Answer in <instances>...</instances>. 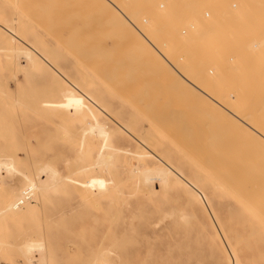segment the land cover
Returning <instances> with one entry per match:
<instances>
[{
    "label": "rangeland",
    "instance_id": "rangeland-1",
    "mask_svg": "<svg viewBox=\"0 0 264 264\" xmlns=\"http://www.w3.org/2000/svg\"><path fill=\"white\" fill-rule=\"evenodd\" d=\"M81 1L0 0V145L9 152L15 150L21 168L30 169L36 163L35 181L49 183L71 175L81 181L101 178L107 180L110 190L103 195L100 191L82 194L59 183L49 188L42 204L34 203L29 213L0 221V264H26L17 249L26 238L45 242V249L53 252L46 264H264V142L248 143L242 129L212 116L205 107L210 102L203 96L189 86L177 89L170 83L171 78L180 81L175 76L179 72L201 90L211 95L213 91V97L222 103L237 101L243 116L261 105L264 72L252 69L262 63L256 59L243 63L250 70L239 79L246 83L229 84L224 71L233 65V53L216 52L208 46L214 40H225L220 36L224 32L217 29L213 35H204L201 29L191 28L204 23L206 31H212L213 11L209 20H203L200 10L230 9L229 16H233L247 0H178L183 12L196 7L200 20L198 24L193 15V19L164 23L176 25L174 37H190L181 40V45L179 40L174 43L171 61L175 69L170 68L169 75L105 25V19L117 11L113 5L104 16L88 1ZM173 2L177 0H154L153 7L162 14L172 9ZM233 3L236 9H231ZM114 5L128 17L124 8ZM263 5L262 1L256 8L264 10ZM162 6H166L164 10ZM143 15L149 17L142 13L129 26L131 32L147 37L142 28L150 20L143 22ZM188 25L191 32L187 29L183 35L181 28ZM35 41L50 47L51 52L54 49L66 69L83 68L80 74L91 79L80 78L81 86L99 89L103 94L99 99L114 119L135 123L149 136L152 147L147 146L146 152L159 150L168 159L150 164L136 158L130 161L140 152L131 141L125 145L129 154L114 156V161L127 158V164L116 165L113 183H108L112 174L104 173L102 165L83 174L69 173L73 165L71 170L66 165L72 160L76 164L78 157L71 150L80 137L84 136L87 146L80 162L92 155L90 145L102 138L87 132L94 116L84 108V101L70 100L53 82L49 70L18 58L10 63L5 57L36 58L39 52H18L16 48ZM17 64L19 69L14 68ZM216 66L220 68L217 72ZM214 73L225 76L222 82L210 85L208 79ZM133 164L142 172L137 185L136 175L130 172ZM0 176L3 201L10 198L9 183L14 182L7 180L5 172ZM249 186L255 187L254 193L247 192ZM236 194H240L238 198ZM248 195H253V202L249 199L253 210L239 205Z\"/></svg>",
    "mask_w": 264,
    "mask_h": 264
},
{
    "label": "bare ground",
    "instance_id": "bare-ground-1",
    "mask_svg": "<svg viewBox=\"0 0 264 264\" xmlns=\"http://www.w3.org/2000/svg\"><path fill=\"white\" fill-rule=\"evenodd\" d=\"M85 1H88V5L90 4L89 6L94 8L97 14L104 15V16L107 14V12H109V10H111L109 8H111V6L113 5L112 7H115V9L117 10L115 11L116 13L114 12L116 15L114 14V16L112 15L111 17L106 18L105 25L110 27L114 32H118L120 37L124 40V42L126 43L128 42L129 44H131L136 49V51L146 59L148 63H150L151 65L158 64L159 67H162L160 68L161 72L164 70V73L162 74L166 73L168 75L171 73V70H172L170 68H174L173 62L171 61V60L174 61L173 52H172L173 46L175 45L174 43L177 40H179L180 45H181V40L183 41V40L190 38V37H186V39H182L181 37H176V36L174 37V34H173L174 30H178V29L173 22H178L182 18H184L185 20L193 19V15L195 16L196 21L198 22V20H200V18L198 17L199 12L200 14L202 12L201 10L198 12L196 7L195 9L190 10L191 12L189 13H186L185 10L183 12L179 5L181 4V2L178 0L177 2L179 3L173 2V5H172L173 7H171L172 9H167L162 14L157 13L155 8L153 7L154 0H129V1L125 0L129 3L127 2L125 3V1L123 2V0H84V2ZM262 1L264 2V0H259V1L258 0L257 1L247 0L245 1L247 3L243 2L242 4H245V5L240 7L237 11H234L233 16L234 14L236 15L234 17L229 16V15H232L230 14L231 12H229L230 9L228 10L224 9V11L220 12V14L218 10H211V12L213 11L212 21L214 19V21L212 22L213 25L211 27L212 31H206L205 26H203L204 23L203 25H201V23L199 24V22H198L199 24L198 27L194 26L196 27L195 30L194 28H192L193 31H196L197 29L199 31L201 29L204 32L202 33L204 35L206 34L213 35L215 34L214 30H217V29L220 30L219 31L220 34L224 32L223 35H220V36H221V39L226 38L225 40L223 41L214 40L210 42L208 46L214 49V51L216 50V52H219L220 50H226V51L230 50V52H232L234 55V58L232 59L230 58V60L234 62L233 65L229 66L228 68H226V71H224V72H227L228 74L225 76V75H220V74L216 75L214 73V76L208 79V81H210L209 82L210 85L222 82L224 76L225 78L228 79L229 84L233 82L246 83V80L239 79V78L244 77L246 73L250 70L249 66L248 65L244 66L243 63L249 64L253 61V59H256L254 61L258 63H262L261 64L262 66H259V67L256 66L255 68L252 69L254 73L255 71L264 72V68H263V65H264V10H259L256 8L257 5L261 6ZM115 2L118 3L122 8H124V10L128 13V17L127 16L126 18L124 17L125 14L123 13V11H121V9H119L117 6L114 5ZM153 9L155 10V12ZM142 13L149 15L147 19L150 20L149 21L150 25L148 27L143 26V28L142 26H139L142 29H144L145 31L144 33H146L147 37L146 36L141 37V35L139 34V32L137 33V31L136 33L135 31L131 32L130 26H129L133 24L132 21L134 19H136L137 21V18L140 15L142 17ZM257 13H261V14L256 15ZM122 14L124 16H122ZM131 19L133 20L131 21ZM147 19L146 18L143 19V22H147L148 21ZM171 20L173 21L171 24H167V25L164 24L165 22H168ZM190 26L189 28L187 26L181 28L183 29L182 30L183 35H185L184 31L187 29H189V31L191 32ZM140 30L141 29L139 28V31ZM218 30L216 32H218ZM225 32L227 33L226 35H228L227 37L229 38H227L226 35L224 36ZM224 46L226 47V49H220V47L223 48ZM16 48L18 49V52L25 53V52L37 51L39 53L36 58H32L26 55H23L21 57L11 56L9 58L8 56L5 55V57L10 61V63H12L13 61H16L18 58L20 60L22 59L25 63L28 61V62H32L35 65L45 67L47 70H49L48 73L52 75L51 79L53 80V82L60 89H62L64 93L67 94L68 98L77 103H79V101H84V105H87V106H84V108H86V110L88 111H91L92 115L94 116V122L93 123L91 122L92 124L88 126L89 127L88 131L87 130L86 131L91 134L93 133V135L96 134L98 137L102 138V140H100L97 143H93L91 141L93 143L92 145H90L93 148L92 155L88 157L87 160L85 161L83 160V162H80L81 160L79 159V157H81V159L84 158L83 153L87 147L85 145L84 136H81L79 141L75 144V146L71 150V152L75 154V157L76 156L78 157L77 159L79 160V163H77L78 160L76 161L75 157L74 159L76 161L75 162L76 164H72V162L74 163V160H72V162L71 161L68 162L67 164L68 166L66 165V167H68V170L73 169L72 171H69V173L71 172V174L72 173L73 174H83L84 172L86 173L95 167L99 168L98 166L102 165L104 167V173L112 174V179H110L108 183H113V177H114V174L116 173L115 171L116 165L121 164L122 166H124V164H127V158L124 160H120V161H114V156L118 152H123V154L124 153L129 154V151L125 145L131 143V141H135L137 143V146L140 152L136 153V157H131L130 161L131 159L136 158L137 161L141 160L144 163L150 164L151 162L153 163L157 160L168 159V157L161 154L159 150H155V151L151 150L150 153H148L149 151L146 152L145 149L147 146L149 147L150 145V147H152L149 136H145V134H143L144 132H142L143 129H138L140 128V126H137L135 123L129 124L124 119H120V118L114 119L110 115L111 114L110 108L106 106V104L104 105V103L99 99V96L102 94L99 89L97 90L93 87H88L87 85L81 86L80 78H84V80L91 79V77L87 75L86 73L80 74V71L83 68L69 67V69H66L65 68L66 63L61 62V61L58 62L57 54L55 53V51L53 52L54 49L51 48L52 50L51 52L49 49L50 47L49 48L46 47L44 43L39 44L38 42L36 43L35 41L27 45H24L22 48L20 47H16ZM216 61L214 60V62ZM14 68L19 69L18 64ZM215 68H216L215 70L216 72L217 70L220 69L219 66H216ZM15 69H14V72H15ZM175 76H178L180 81H176L175 79L173 80V78H171L170 80L171 85L177 89H179L181 85L189 86L197 94L203 96L202 98L210 102V104L206 103L205 107H207V110L212 113V116L217 117L219 122L221 121V123H224V124L228 123V124L233 125L234 128L239 127L240 129H242L241 132H243L246 138L248 139V143L250 142L252 143V141L257 143L260 140L264 142V131H263L264 129L259 128V126L264 128L263 127L264 126V122H263L264 121L263 120V115H264V97L263 96L264 95L263 94L262 96H260L262 97L260 99L261 105L260 106L257 105L256 108H254L255 110L252 114L247 113L246 116H243L242 114H240V112H238L236 108L237 101L235 103H230V101L229 103L228 102L222 103L217 98L213 97V94H214L213 91H211L212 92V95H211L201 90L197 85L192 83L188 79V77L184 76L183 74L179 72ZM261 76L262 78H264V74ZM254 77L258 78L259 76L255 74ZM172 107L174 106L172 105ZM169 117L171 118V115ZM173 117L174 116H172V118ZM152 121H155V120H152ZM84 133L85 131L83 132V134ZM118 143H121V145L118 146L117 145ZM261 145L264 146L263 144ZM90 146L89 148H91ZM14 152L15 150H13L12 152H9L5 146L0 145V174L2 173L3 175V173L5 172L6 173L5 177L7 178V180L8 178H10L11 179L10 181L14 182L13 185H10L9 183V186L12 187L10 198L8 196V198H5V200L0 201V221L8 220V219H19L21 213L24 211L29 213L30 210L33 209L34 203L38 202L39 204H42V200L47 196V193L50 191L49 188L52 189L57 183H59L61 187L70 188L74 191H77L78 193L83 192L82 194L84 193L94 194L95 192L100 191L101 195H103L105 194L106 191L110 190L108 188L107 180H103L101 178L91 177L87 181H81L80 179L74 178L71 175V176H66L64 178L57 177L56 179H53L52 182H49V183L42 181V180L35 181L34 180V178L36 177L35 172H37L35 169L36 163H33L30 169H23L20 166H18ZM80 154L83 156H81ZM71 165H73V168L70 169V167H72ZM133 166L135 168L132 169L130 172L132 175L133 174L136 175L134 181H135V185H137V183L141 179L142 172L139 168L140 166L138 167L136 164H133ZM31 171L33 173H31ZM103 175L105 177V174ZM2 180L3 178L2 176H0V182ZM6 187H8V184ZM254 188L255 187L248 188L249 190L252 189V191L247 190V192L254 193L253 190H256ZM6 191H8L7 188H6ZM257 192H260V191H257ZM238 195L236 194L237 198H238ZM252 197L251 195H248V200L251 199ZM242 199L243 200L240 199L239 205H241L244 209H247V207H249L250 210H253V208H251L250 206L252 204L250 200L249 202L248 200L246 201L245 197H243ZM249 209L248 211H250ZM7 212H12V213L10 215L4 216V214ZM44 243L42 241L39 242L36 240H31L29 238H26L22 244L18 245L17 249L21 250L20 253H21L23 262H25L26 264H46L50 258V255L53 252L47 251L45 249ZM35 252H37V254Z\"/></svg>",
    "mask_w": 264,
    "mask_h": 264
},
{
    "label": "built area",
    "instance_id": "built-area-1",
    "mask_svg": "<svg viewBox=\"0 0 264 264\" xmlns=\"http://www.w3.org/2000/svg\"><path fill=\"white\" fill-rule=\"evenodd\" d=\"M166 7V6H165ZM165 7L163 8V6H162V8H160L161 10H164L165 9ZM232 9H236V5L235 4H233L232 6ZM202 12H201V15H202V18H203V20H209L210 18H211V14H212V12L210 11V10H208V9H202L201 10ZM219 11L221 12V11H223V10H220L219 9ZM196 26V25H195ZM194 26H191V28H193ZM196 28V27H195ZM194 28V29H195Z\"/></svg>",
    "mask_w": 264,
    "mask_h": 264
}]
</instances>
